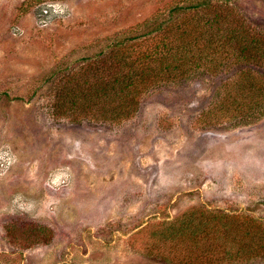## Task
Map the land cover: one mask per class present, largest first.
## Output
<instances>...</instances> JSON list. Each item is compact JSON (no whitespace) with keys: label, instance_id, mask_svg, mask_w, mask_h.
Here are the masks:
<instances>
[{"label":"rangeland","instance_id":"rangeland-1","mask_svg":"<svg viewBox=\"0 0 264 264\" xmlns=\"http://www.w3.org/2000/svg\"><path fill=\"white\" fill-rule=\"evenodd\" d=\"M189 1L0 0V264H164L132 235L189 210L264 224V115L197 122L234 70L151 88L120 124L55 105L67 75ZM229 3L264 32V0Z\"/></svg>","mask_w":264,"mask_h":264},{"label":"trees","instance_id":"trees-1","mask_svg":"<svg viewBox=\"0 0 264 264\" xmlns=\"http://www.w3.org/2000/svg\"><path fill=\"white\" fill-rule=\"evenodd\" d=\"M194 1L143 20L136 35L67 75L54 98L62 116L73 123L120 124L134 116L151 88L182 82L197 72L215 76L234 70L197 122L213 127L262 117L264 32L236 12L230 0ZM146 226L133 233L132 243L144 257L164 264L264 259V224L245 215L198 209Z\"/></svg>","mask_w":264,"mask_h":264}]
</instances>
